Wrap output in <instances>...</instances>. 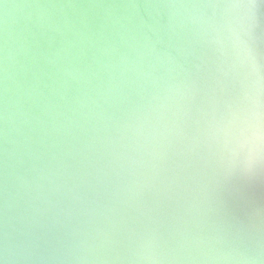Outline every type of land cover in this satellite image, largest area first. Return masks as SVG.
Instances as JSON below:
<instances>
[{
	"label": "water",
	"instance_id": "water-1",
	"mask_svg": "<svg viewBox=\"0 0 264 264\" xmlns=\"http://www.w3.org/2000/svg\"><path fill=\"white\" fill-rule=\"evenodd\" d=\"M255 3L0 0V264H264Z\"/></svg>",
	"mask_w": 264,
	"mask_h": 264
},
{
	"label": "snow or ice",
	"instance_id": "snow-or-ice-1",
	"mask_svg": "<svg viewBox=\"0 0 264 264\" xmlns=\"http://www.w3.org/2000/svg\"><path fill=\"white\" fill-rule=\"evenodd\" d=\"M233 3L240 8L249 10L247 31L250 40H254L257 21L252 10L257 7L255 0H233ZM259 116L260 125L258 129L253 121H249L247 126L240 130L236 145V155L239 162H235L230 168L223 171L222 176L225 181L237 172H252L258 160L264 163V107L261 108Z\"/></svg>",
	"mask_w": 264,
	"mask_h": 264
},
{
	"label": "clouds",
	"instance_id": "clouds-1",
	"mask_svg": "<svg viewBox=\"0 0 264 264\" xmlns=\"http://www.w3.org/2000/svg\"><path fill=\"white\" fill-rule=\"evenodd\" d=\"M253 123L256 126V128L258 129L259 125H260V116H259V114L255 115V117L253 118Z\"/></svg>",
	"mask_w": 264,
	"mask_h": 264
}]
</instances>
